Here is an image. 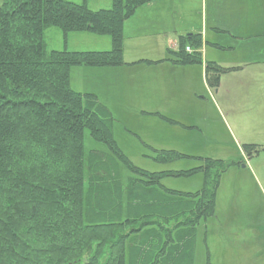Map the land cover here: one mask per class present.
<instances>
[{
    "label": "trees",
    "instance_id": "16d2710c",
    "mask_svg": "<svg viewBox=\"0 0 264 264\" xmlns=\"http://www.w3.org/2000/svg\"><path fill=\"white\" fill-rule=\"evenodd\" d=\"M153 2L112 0L93 11L88 0H0V264H194L197 227L216 217L220 180L238 164L198 158L201 166L188 171L139 169L118 148L109 110L70 87L75 67L124 65V24ZM52 28L108 36L113 48L50 51ZM190 36L178 62L200 65L202 38ZM227 71L208 64L209 84ZM87 133L106 151L86 152ZM196 174L204 182L195 194L162 184Z\"/></svg>",
    "mask_w": 264,
    "mask_h": 264
},
{
    "label": "rangeland",
    "instance_id": "374dc122",
    "mask_svg": "<svg viewBox=\"0 0 264 264\" xmlns=\"http://www.w3.org/2000/svg\"><path fill=\"white\" fill-rule=\"evenodd\" d=\"M66 1L76 4L83 2V0ZM155 2L156 0L149 5L152 6ZM87 4L93 11L107 10L112 7V0H88ZM161 9L152 8L148 13L152 14ZM200 10L198 0H174L169 6L163 7L162 14L154 18L165 25L166 29L171 30L168 33L177 42L172 33L173 27L179 31L198 28ZM172 11L175 15H172ZM127 27L130 28V26ZM128 28L126 32L124 31L123 37L124 63L134 59L139 50L147 52L152 46L151 40L138 41L129 38ZM68 38L74 44L71 45ZM45 42L50 51L67 49L68 51L90 52L108 49L111 51L113 48V42L108 36L86 33L82 39L80 34L70 33L65 37L64 33L56 28L46 31ZM126 49L128 50L127 55L124 54ZM180 49L181 40L179 41V52ZM212 53L219 55L215 51ZM76 70L78 69L75 67L72 75L70 74L71 89L75 92H94L98 100L109 110L114 120L112 124L114 140L133 166L152 173L188 171L198 167L197 132L185 135L170 134L163 120L165 115L155 113V116H148L141 113V108L145 107L149 108L147 110L159 108L163 112H175V109L173 112L170 109L175 108L173 102L149 105L150 101L145 93L151 92L154 88L166 87L165 81L170 80L166 69H153L146 72L141 69L131 70V67L121 65L81 67L80 70ZM186 72V80L189 81L192 78L198 86V67ZM235 86H241V83ZM192 97L189 103L182 105L184 109L180 108L177 111L185 116L175 117L183 124L191 122V119L186 118L187 114L191 112L194 115L198 112V98L193 96V92ZM232 126L235 134H239L235 125ZM211 130L212 133L207 132V134L214 147L209 152V157L204 159L238 165L232 167L236 169L230 168L231 172L224 178V186H227L230 192L229 198L226 200H223L224 197L220 198L217 207L216 197V217L207 223L202 221L197 227L194 264H264V139L259 141V136L256 137L258 139H254L252 137L254 134L250 136L248 133L241 135L243 137L238 135L235 138L224 131L222 124L211 125ZM253 143L262 144L260 150H254L251 147ZM84 146L88 153L94 150L106 151V147L93 140L88 133L85 136ZM171 146L178 148L177 150L182 152L178 154L183 155L184 159L181 158L171 165L154 162L153 158L156 154L170 152L160 151L162 150L160 148ZM130 176V172L126 170L125 179L127 180ZM203 182L204 177L201 174L191 177H167L162 180V184L167 189L193 194L202 189ZM224 201H226L225 204Z\"/></svg>",
    "mask_w": 264,
    "mask_h": 264
},
{
    "label": "crops",
    "instance_id": "0c3cea01",
    "mask_svg": "<svg viewBox=\"0 0 264 264\" xmlns=\"http://www.w3.org/2000/svg\"><path fill=\"white\" fill-rule=\"evenodd\" d=\"M172 2L174 0H156L154 5L140 8L127 21L124 29L126 32L127 26H130L128 37L131 39L152 42L149 51L139 50L135 58L128 60L124 65L131 67V70L141 69L146 72L153 69H166L165 71L170 75V80H164L166 87L154 88L151 92L145 93L148 95L149 105L173 102L175 108L170 109L172 112L175 109V112H163L159 108L147 110L149 108L145 107L141 108V113L148 116L161 113L165 115L163 117L172 120L173 123L165 121L170 134L185 135L197 132L198 154L196 155L198 158H208L209 152L214 147L208 136L212 133L211 125L213 124L215 126L222 124L224 131L235 138L248 133L250 136L254 134L252 136L254 139H258L256 137L259 136V141L264 139V0H198V9L201 8V14L198 13L200 16L198 28L179 31L173 27L172 33L177 42L168 33L171 30L166 29L165 25L154 18L162 14L163 7L169 6ZM152 8L162 9L161 12L148 13ZM171 13L175 15L173 11ZM78 34L83 39L86 33ZM190 35H199L202 38L203 46L200 50L202 64L200 65H182L178 62L179 41L182 38H190ZM68 41L71 45L74 44L69 38ZM107 51L110 49L90 52ZM214 51L219 55L212 53ZM127 53L126 49L124 54L127 55ZM208 64L228 70L221 74L217 87L208 82ZM195 67H198V86L192 78L189 81L186 80V71ZM76 69L80 70L81 67ZM72 70L71 75L74 72ZM239 82L241 86H235ZM192 92L193 96L198 98V112L194 115L191 112L187 114L186 118L191 119V122L183 124L175 117H185L177 111L184 103L191 101ZM77 93L95 95L94 92L87 91ZM232 125H235L239 134H235ZM251 145L262 146L258 143ZM160 149H162L160 151L180 152L174 146ZM200 166L201 162L198 161V167ZM229 170L220 180L217 207L220 198L224 197L223 200H226L230 196L227 186H224V178L231 172Z\"/></svg>",
    "mask_w": 264,
    "mask_h": 264
},
{
    "label": "built area",
    "instance_id": "2783aa9c",
    "mask_svg": "<svg viewBox=\"0 0 264 264\" xmlns=\"http://www.w3.org/2000/svg\"><path fill=\"white\" fill-rule=\"evenodd\" d=\"M186 52L191 53V52H192V49L189 48V47H187V48H186Z\"/></svg>",
    "mask_w": 264,
    "mask_h": 264
},
{
    "label": "water",
    "instance_id": "95a60500",
    "mask_svg": "<svg viewBox=\"0 0 264 264\" xmlns=\"http://www.w3.org/2000/svg\"><path fill=\"white\" fill-rule=\"evenodd\" d=\"M244 167V166H243Z\"/></svg>",
    "mask_w": 264,
    "mask_h": 264
}]
</instances>
